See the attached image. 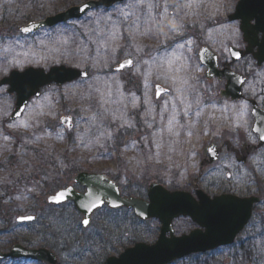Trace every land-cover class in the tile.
Masks as SVG:
<instances>
[{"label": "rangeland", "instance_id": "374dc122", "mask_svg": "<svg viewBox=\"0 0 264 264\" xmlns=\"http://www.w3.org/2000/svg\"><path fill=\"white\" fill-rule=\"evenodd\" d=\"M86 1L88 0H0V80L12 70L23 71L29 67L48 71L52 67L65 65L87 70L90 74L89 80L76 82L80 83L81 87L72 92H66L69 85L61 89L53 87L45 90L40 98L32 100L23 119L34 126L27 130L8 128L10 116L0 118V144L4 143L3 135L11 137V152L0 155V177L8 176V173L12 172L14 175L10 179L15 180L16 183L2 185L18 192L12 197L10 209H30L23 215L34 214L39 218L34 227L15 223L18 215L14 216L12 224L0 225V251L10 250L21 237L38 238L40 235L41 239L36 248L54 250L60 256L61 264H103L110 256H119L126 248L133 247L137 242L148 244L155 242L158 232L154 229L153 235L148 234L152 226L137 220L130 211L120 210L114 214L103 209L94 215L91 227L83 229L78 223L82 217L76 212L74 205L67 204L57 208L45 205V194H50L54 188L58 190L72 184L74 176L86 170L109 175L119 184L123 194H136L145 199L147 189L152 183L184 192L199 186L210 192L211 196L235 193L240 196L261 197L262 202L256 207L252 221L234 246L224 247L204 256L195 255L175 264H228L227 260H230L231 264L247 262L264 264V147H258L259 141L256 144L248 142L255 147V151H251L252 155L248 158L249 163L245 167L235 161L233 150H240V148L231 150L234 159H224L229 151L224 148L225 145L232 146L237 141L242 145L249 140V136L252 140L256 139L252 130L254 119L249 100H257L261 106H264V67H258L252 58L231 63V57L221 51L223 44L231 43L224 26L226 24L240 26L239 22L228 20V17L235 12L240 0H203L198 9H193L194 14L185 17L184 36L195 41L193 53L189 54L193 56V64L196 63L195 52L203 45H207L218 55L222 66L230 64L233 71L248 77L244 88L245 99L230 103L219 98V92L224 88L225 82H219L217 79L208 81L205 77L206 68L202 65L201 71L197 74L200 83L195 90L187 94L190 100L199 96L202 107L201 116L196 118L194 116L196 107L193 105L191 118L197 121V127L194 130L196 136L192 144L187 142L185 129L179 125L174 126V133L179 132V136L167 131V120L171 116L173 100L176 101V110L180 113L181 123H187L182 115L183 106L179 104L175 91L157 99L155 90L149 89L145 97L144 74L149 71V66L143 61L148 60L149 64H152L153 57L164 56L162 46L154 39L139 35L133 39L129 35V29L133 27L136 16H139L142 22L148 11L147 5H163L164 0H144V6L135 10L136 16L129 17L127 20L121 15L120 10L133 0H128L108 11H95L101 15L111 14V20H102L99 25L91 16H86L75 24L60 26L52 31L41 30L31 37L24 36L20 32L22 27L31 23L27 19L29 13L41 12L40 16L33 19L40 21ZM176 2L177 0H168L170 14L176 11ZM184 2L185 0H179L181 5ZM221 4L223 6L217 12L216 7ZM158 10L153 8V12ZM184 12L185 9L181 7L179 15L183 16ZM113 32L116 34L115 40L111 38ZM182 39L183 37H175L167 41V44L175 47V41ZM64 40L68 43L64 44ZM137 44L142 51L137 52L135 47ZM113 47L116 48L114 55ZM244 47L241 32V43L238 49H244ZM105 56L109 58L107 64L104 62ZM93 58H98L100 61L96 67H93ZM128 58L132 59L134 64H138L139 72L136 68L120 73L110 71L116 66L117 61L122 62ZM66 60H72L75 63L68 64L64 62ZM179 64L180 61L176 63V67H179ZM158 71L160 70L153 65L148 82L160 83L162 87L171 88L170 80L167 84L163 79L156 81ZM160 74L163 75L162 72ZM97 76L100 77L99 81L95 79ZM110 77L113 79H109ZM109 84L111 95H105L103 98L107 101L106 103H101L100 93L95 91L90 97L87 96L89 86L98 87L107 92ZM118 87L119 91H117ZM0 89H3L0 91V110L13 112L15 97L7 94V87H0ZM133 94L138 98L136 103L132 102ZM165 101L169 103L168 111L163 108ZM242 104H246L247 109L241 115L239 106ZM225 105L228 106L227 111H224ZM233 105L237 106L235 110ZM41 109L55 113L57 119H50L47 115L32 119ZM161 115L164 119H161ZM60 116H70L74 124L78 122V126L72 131L73 137L81 133L94 139L101 132L111 131L113 139L107 141L105 147L92 145L90 150L79 148L72 151L73 144L69 141L67 134L62 141L56 138V126ZM92 116L96 119L91 120ZM125 122H130L132 127L127 125L121 127L120 125ZM149 123L152 124L151 128L148 127ZM237 125L240 126L237 127ZM205 131L208 132L206 136L203 135ZM37 136L42 139L36 141ZM153 139L160 144L158 149L152 143ZM27 140L34 142L27 143ZM212 145L224 148L221 160L214 165L211 164V158L205 155V148ZM193 146L194 158L189 154ZM122 151L126 158H134L133 164L136 159L142 161L135 171L130 165L127 175L123 172H115L114 164L106 157H101V153L104 152ZM35 152L40 154L42 160L36 156ZM21 154L24 160L34 164V171L16 175ZM149 155L154 158L149 160ZM70 166L74 167L72 170L74 173L67 176ZM23 167L19 168L20 172L23 171ZM77 167L78 171H76ZM254 169H258L260 175L257 176ZM62 179L64 180L56 187V181ZM20 180H35V183L23 185ZM125 180L127 182H124ZM37 185L42 188L47 185V191H43V194L28 192L29 188ZM22 194L29 198L23 201L16 200V197ZM33 195L35 199L32 198ZM193 224V222H185L187 230H191ZM180 225L184 226L181 223L177 224V226ZM39 230H42L44 234H37ZM88 249L90 253L84 254L83 252ZM0 264L41 263L5 260Z\"/></svg>", "mask_w": 264, "mask_h": 264}, {"label": "water", "instance_id": "95a60500", "mask_svg": "<svg viewBox=\"0 0 264 264\" xmlns=\"http://www.w3.org/2000/svg\"><path fill=\"white\" fill-rule=\"evenodd\" d=\"M125 1L111 0L109 2V0H97L89 1L85 4L90 5L92 10L99 8L110 9L116 4ZM81 6L72 7L63 13L28 26L35 25L36 27L32 32L35 33L41 28H52L61 23L81 19L84 15L77 11ZM249 15L254 17V20L249 21L246 30L244 28V21ZM229 20L241 22L243 41L247 44V47L244 51L236 49L241 53L242 58L240 60L247 56H252L258 65L262 66L264 64V0H240ZM253 22H255L254 25L252 24ZM260 34L263 35L262 39L259 38ZM255 49L257 50L255 51ZM216 57L209 49L208 58L203 61V65L207 68V78L209 80L215 77L219 78V80L225 78L226 86L220 92V97L232 102L240 101L243 98L242 90L247 82V78L232 72L228 67L220 71L219 59H216ZM232 61L238 62L234 58H232ZM61 67L65 68V72L55 71ZM78 71L84 70L64 65L52 67L48 72L34 67L27 68L23 72L14 70L8 77L0 81V86H9L8 94H16L17 97L16 108L17 105L23 108L25 105L28 106L32 99L40 97L42 90L46 87L50 88L54 84L62 87L65 84L83 79L75 75ZM68 72L72 73L71 79L67 74ZM241 79L245 83L241 84L239 82ZM252 104L253 117L255 118L253 129L259 128L264 130V111L255 101H252ZM12 119L14 117H11ZM253 132L257 134L255 131ZM263 145L264 142L259 143V147ZM211 161L214 160L211 159ZM241 161L245 162L246 157H243ZM99 177L97 175H80L77 177L76 182L87 188L91 186L94 190L99 188L103 198H105L106 204L109 201H115L120 205L119 208H112L108 204L112 209L133 208L136 216L141 220L156 218L162 223V231L157 243L154 245L137 244L133 248L125 250L119 257H110L104 264H172L186 256L206 253L219 247L230 245L244 231L252 217L254 205L260 202V199L255 197L239 198L234 195L225 194L211 199L202 194L199 195L200 203H197L188 193L178 192L171 194L168 191L154 188L150 194V203H148L140 198H122L118 187L114 183H111L114 187L105 186L99 182ZM73 192L74 194L67 201H73L78 211L85 215L84 210L79 208V200L85 194H78L74 190ZM91 216L92 214L89 216L90 220ZM180 216L191 217L200 226V229L194 230L189 235L176 237L172 222ZM168 233H171L170 237L167 236ZM8 258H24L45 264H58L59 260L58 256L49 249H29L20 244L14 245L7 254L0 252V260Z\"/></svg>", "mask_w": 264, "mask_h": 264}, {"label": "snow or ice", "instance_id": "6c2138e0", "mask_svg": "<svg viewBox=\"0 0 264 264\" xmlns=\"http://www.w3.org/2000/svg\"><path fill=\"white\" fill-rule=\"evenodd\" d=\"M111 2V0H109ZM203 3V0H185V2L181 5L179 3V0H177L175 4L176 11L174 13L169 12V3L168 0H164L163 5H153L148 4L147 5V14L146 17L141 22V18L139 16H136V9L138 7L144 6V0H133V2H129L125 5L124 9L120 10L121 15L124 17L125 20H127L129 17L136 16V19L133 21V27L129 29V35L135 39L137 35L141 37H146L149 39H154L157 41L162 47L161 50L165 53L164 56H161L159 58L153 57L152 58V64H149L148 60H144L143 63L149 66V71L144 74V83L143 87L145 89V97H147L148 90L154 89L155 90V96L157 99H159L162 95L169 94L171 91H175V93L178 96L179 104L183 106L182 115L183 118L187 121V123H181L179 116L180 113L176 110V101L173 100L171 105V116L167 120V131L170 134H175L176 136H179V132L174 133V126L179 125V127L185 129V136L187 139V142L189 144H192L193 138L196 136L195 129L197 127V121L192 119V113H193V105H195L196 110L194 112V116L196 118H199L201 116L202 107H201V99L199 96H196L194 99L188 98V93L190 91H193L197 88V85L200 83L198 73L201 71V67L203 64V61L208 58L209 55V49L208 48H202L195 52V60L196 63L193 64V56L189 55L193 53V45L195 43L194 39L190 37H185L184 33L186 31V21L185 17L190 16L193 13V9H198L201 4ZM223 6V4L218 5L216 7V11H220V7ZM159 9L156 12H153V8ZM185 9L184 15H179L180 8ZM243 7V5H242ZM79 13H82L84 16H91L93 21L99 25L102 20L108 21L111 20V14L107 15H101L99 13H95L92 11L91 6L88 4H84L83 6L79 7L77 9ZM254 20V17L247 16L244 21V28L247 30V26L249 21ZM70 23L75 24L76 21H70ZM36 26H26L20 29V32L24 34H29L34 31V28ZM42 27V26H40ZM225 31L227 33V38L231 42L230 45L223 44L221 47V51L224 53H227L228 56L234 58L235 60L239 61L241 57V53L237 51L236 49L239 47L241 43V28L240 26L236 24H226ZM46 35L48 33L46 32ZM175 37H183L182 40H176L175 41V47H172L171 45L167 44V41L173 40ZM113 40L116 38L115 32L112 33ZM15 43H18V41H15ZM64 44H67L68 41L64 40ZM11 47V45L9 46ZM106 47V44H105ZM137 52L142 51V48L139 44L135 45ZM7 51V49H6ZM116 52V48H112L113 55ZM179 52V54H177ZM87 59V57H85ZM216 59H219V57H216ZM109 61V58L107 56L104 57V62L107 64ZM180 61L179 67H176V63ZM68 64H74L75 62L72 60H66L64 61ZM98 58H93V67H96L99 64ZM153 65L156 66V68L160 71H158V74L156 75L155 79L156 81H160L161 79L164 80L165 84L168 83V81H171V88L162 87L160 83H153L150 84L148 82V76L151 75V69ZM126 68H136V70L139 72L140 69L138 67V64H134L133 60L128 58L125 59L123 62H116V66L114 68H111L110 71L113 73H119L122 72ZM56 72H65V68L61 67L55 70ZM160 72L163 73V75L160 74ZM183 73V75H180ZM69 78H72V73H67ZM76 76L83 78V80L88 79V72L87 71H78L75 73ZM97 81L100 80V77L97 76L95 78ZM109 79H113V77H110ZM241 84L245 83L244 80L239 81ZM7 83V81H5ZM107 84V81H105ZM81 87L80 83H73L68 86L66 89V92H72L75 89H78ZM3 89H0L2 91ZM95 91L97 93H100L101 96V103H106L107 101L104 100L105 95H111V85H108L107 92L102 91L100 88H93L92 86H89L87 96H91V93ZM117 91H119V87L117 88ZM83 98V94H82ZM138 98L133 94L132 96V102L136 103ZM27 105H25L23 108L17 105V108L14 112H8L6 110H0V118L3 116H10L14 117L10 122H8L7 126L11 129H29L33 127L34 125L30 123L27 120H24L23 117L25 115V110L27 109ZM233 109L235 110L237 106L233 105ZM163 108L165 111L169 110V103L165 101ZM247 109L246 104H242L239 106V114H243L244 110ZM152 109H150L151 111ZM228 110V106L225 105L224 111ZM47 115L50 119H57V116L55 113H52L51 111L45 112L43 109L39 113L36 114V116H33L32 119H36L38 116H44ZM155 117H153L154 119ZM91 120H95L96 117L92 116L90 118ZM161 119H164L163 115H161ZM38 122V121H37ZM132 127L130 122L122 123L121 127ZM77 124H73L72 119L70 116H60L58 119V125L57 130L55 132L56 138L58 140H64L66 134H70L76 127ZM240 125H237L239 127ZM148 127H152V124L149 123ZM257 133L256 139L252 140L249 136V140L246 141L243 145L239 143V141L236 142L235 145L229 146L225 145L224 148L228 149L229 151L224 156V159H234V157L231 154V150L233 148H240L242 150L248 149V142L251 144H256L257 141L264 142V130L262 129H253ZM203 135H208V132L205 131ZM3 144H0V155H2L4 152H11L10 143H11V137L9 135H3ZM42 138L37 136L36 141L41 140ZM72 144L73 148L72 151H76L79 148L89 149L92 145H99L100 147H105V144L107 141L113 139V134L111 131H105L101 132L99 135L95 136L94 139L86 137L84 134L77 133L75 137H72ZM27 143H33L32 140H27ZM152 143L156 145L157 149L160 147V144L153 139ZM206 153L209 154L210 158L212 160L220 159V153L217 150L216 145L208 146L205 148ZM252 151H255L253 149ZM189 154L195 156V148L190 149ZM23 154H21V160L18 162V171L16 175H23L24 173H31L34 171V164L28 160H24ZM101 157H106L112 164H114L115 169L114 171L117 173L123 172L125 175H127V172L129 171V166L132 165V170L135 171L138 169L142 163L141 160L136 159L135 164H133L132 157H125V153L119 152V153H109L104 152L101 153ZM154 157L149 155L148 159L151 160ZM75 162V161H73ZM61 165H63V161L60 162ZM21 166L23 167V171L20 172L19 168ZM143 171V169H140ZM14 174L12 172L8 173V176L0 177V184H7V183H16L15 180L10 179ZM105 178L103 176L99 177V182L103 183ZM124 182H127L126 180ZM109 187H114V185L109 184ZM29 193L34 194H43V189L39 185L34 186L33 188L28 189ZM73 189L68 188L67 186H64L62 189L57 190L53 192L50 195H47L45 197L46 202L50 205H64L68 198L73 195ZM29 197L24 196L23 194L21 196H17L16 200L23 201L27 200ZM35 199V195L32 197ZM105 198H103L102 192L99 188L96 190L93 189V187H88L87 192L85 195L80 198L79 200V208L84 210V218H82L80 221H78L79 224L83 225L84 229H88L89 225L91 223V220L89 216L95 212L98 209H101L105 206ZM108 204L112 208H119L120 205L116 203L115 201H109ZM37 218L34 215H21L17 216L16 222L23 224L25 222L35 221Z\"/></svg>", "mask_w": 264, "mask_h": 264}, {"label": "trees", "instance_id": "16d2710c", "mask_svg": "<svg viewBox=\"0 0 264 264\" xmlns=\"http://www.w3.org/2000/svg\"><path fill=\"white\" fill-rule=\"evenodd\" d=\"M13 6V5H12ZM41 15V12L39 11H35L34 13H29L27 15V19L30 21H33V19H36L38 16ZM14 24V23H13ZM12 31V30H11ZM68 135V139L69 141H72V134H67ZM36 156L42 160V157H40V154L38 152H35ZM20 183L23 185L26 184H32L35 183V180H20ZM47 185H45L42 189L43 191H47L46 189ZM18 194V192H16V190L14 189H9L8 187H6L5 185L0 184V225L2 224H12L14 216L15 215H22L24 212L29 211L30 209H17V208H12L10 209L12 206V197L16 196ZM7 205V206H6ZM37 223L35 224H31L28 225V227H34L36 226ZM39 228V227H38ZM37 234H44L42 232V230H39V233ZM41 239V236L39 235L38 238H27V237H21L18 241L16 242H20L23 245H26L28 247H37L39 244V240ZM84 254H87L88 251H84Z\"/></svg>", "mask_w": 264, "mask_h": 264}, {"label": "flooded vegetation", "instance_id": "af4514ba", "mask_svg": "<svg viewBox=\"0 0 264 264\" xmlns=\"http://www.w3.org/2000/svg\"><path fill=\"white\" fill-rule=\"evenodd\" d=\"M83 171H85V172H91V173H98V172H96V171H86V170H83ZM81 172V171H80ZM79 173V172H78ZM77 173V174H78ZM76 174V175H77ZM75 175V176H76ZM109 176V175H108ZM192 182H194L195 183V181H192ZM105 183L107 184V182H106V180H105ZM153 184V183H152ZM151 184V185H152ZM151 185L149 186V188H148V193H149V191H150V194L153 192V190H154V187L153 188H151L150 189V187H151ZM161 185V184H160ZM69 186H72V187H74L78 192H80V193H85L86 192V189L85 188H83L80 184H76V183H74V178H73V183L72 184H70V185H67V187H69ZM166 190H168V191H171V192H173V191H180V190H177V189H175V188H173V189H170V188H168L167 186H165V185H162ZM188 192H191L193 195H194V197L195 198H197V189L196 188H194V189H190V190H188ZM206 193H210V192H208V191H206ZM210 195V194H209ZM258 206V205H257ZM256 206V207H257ZM256 207L254 208V213H255V210H256ZM104 209H107V210H110L107 206H105L104 207ZM97 213V212H96ZM95 213V214H96ZM94 214V215H95ZM192 222L189 218H184V217H182V218H179V219H177V220H175L174 221V229H175V231H176V233H178V235H184V234H188V233H190V232H192L193 230H195L196 228H197V226L196 225H194L193 224V227H191V230H187V226L185 225V222ZM146 224H148V225H151L152 226V229H149L148 231L149 232H147L148 234L150 233V234H154V232H153V230L155 229V231H157L158 232V234H160V231H161V224H160V221L158 220V219H151V220H149V221H147V222H145ZM184 224V226L182 225H180V226H177V224ZM177 235V234H176ZM158 237H159V235H158ZM158 237H157V239H158ZM157 240H155V242H156ZM226 262H228V264H231V261L229 260H227ZM248 263H251V262H247L246 264H248Z\"/></svg>", "mask_w": 264, "mask_h": 264}]
</instances>
